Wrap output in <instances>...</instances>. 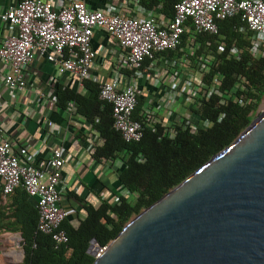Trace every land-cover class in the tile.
Instances as JSON below:
<instances>
[{"label": "built area", "instance_id": "2783aa9c", "mask_svg": "<svg viewBox=\"0 0 264 264\" xmlns=\"http://www.w3.org/2000/svg\"><path fill=\"white\" fill-rule=\"evenodd\" d=\"M138 13H125L119 6L92 8L87 0H18L0 13L6 34L0 39V115L26 93L30 104L16 109L31 116L43 101L55 102L54 87L68 76L82 87L86 79L98 84L100 100L112 107L113 126L126 142L139 141L146 129L162 127V135L175 138L180 130L196 133L206 130L212 120L197 113L202 101L217 98V104L229 102L244 107L252 101L245 77L237 75L233 85L223 87L224 76L209 75L214 57L197 54L198 36L219 35L218 22L238 16L237 31L248 35L246 50L253 59H264V0H179L173 14L166 17L160 6L148 9L134 0ZM95 30L104 31L113 40L114 60L110 73L98 72V55L93 47ZM173 55H165V52ZM243 48L221 42L217 53L239 60ZM41 58L53 65L46 82L33 90L29 84L31 64ZM49 89L52 93L49 94ZM143 99L138 117L133 116L138 99ZM69 113L76 115L70 104ZM19 115V116H20ZM77 116V115H76ZM224 113L218 114L217 120ZM12 118V117H11ZM9 120L0 118V179L5 198L21 187L34 201L38 213L37 230L49 234L59 246L68 241L60 225L67 213L62 205L67 193L63 178L66 162L62 147L50 150L43 165L33 164V155H20L8 134ZM79 132V130H77ZM90 148L102 139L89 127ZM127 153L102 161L105 174L125 166ZM141 160V159H139ZM120 193V192H119ZM122 194L131 193L124 191ZM117 202L114 193L101 199ZM22 239H20L21 241ZM106 248L98 247L93 258Z\"/></svg>", "mask_w": 264, "mask_h": 264}, {"label": "trees", "instance_id": "16d2710c", "mask_svg": "<svg viewBox=\"0 0 264 264\" xmlns=\"http://www.w3.org/2000/svg\"><path fill=\"white\" fill-rule=\"evenodd\" d=\"M178 1L140 0V3L148 9L160 6L159 12L171 17L173 6ZM240 24L239 17L233 16L218 22L219 35L197 37L201 46L196 53L207 52L214 57L209 75L221 73L224 88L233 85L235 76L245 77L251 89L247 95L252 98L251 103L244 107L231 102L217 104L215 97L202 101L197 113L212 120V125L206 130L196 133L180 130L171 139L162 135V127L157 126L156 130L146 129L139 141L126 142L114 128L112 107L100 100L96 82L86 79L81 88L60 81L56 83L55 107L67 110L73 104L76 115L102 139V143L91 152L95 161L113 160L122 153L129 155L125 166L117 172V182L123 191L134 194L135 198L129 200L126 195L115 191L112 193H117V202L109 198L93 204L79 198L83 202L85 216L71 222L66 215L60 228L66 232L68 241L55 246L49 234L37 230V209L25 190L17 187L4 198L0 179V233H19L23 241L21 264H92L94 258L87 253L91 239L100 246L107 245L134 216L220 152L249 125L264 97V59L250 56L246 50L248 35L237 31ZM221 42L225 43V50L230 45L243 48L240 59H227L225 53H217ZM164 54L174 53L167 51ZM142 102L143 99L139 98L133 113L135 118H139ZM221 112L224 116L217 120ZM80 134L77 135L79 139Z\"/></svg>", "mask_w": 264, "mask_h": 264}, {"label": "water", "instance_id": "95a60500", "mask_svg": "<svg viewBox=\"0 0 264 264\" xmlns=\"http://www.w3.org/2000/svg\"><path fill=\"white\" fill-rule=\"evenodd\" d=\"M98 247L91 239L87 253ZM92 264H264V112L134 216Z\"/></svg>", "mask_w": 264, "mask_h": 264}, {"label": "crops", "instance_id": "0c3cea01", "mask_svg": "<svg viewBox=\"0 0 264 264\" xmlns=\"http://www.w3.org/2000/svg\"><path fill=\"white\" fill-rule=\"evenodd\" d=\"M18 0H0V13L6 7L15 4ZM50 1V0H43ZM53 1V0H51ZM70 0H58L59 3H68ZM92 8L107 9L110 5L119 6L125 13L135 14L136 3L134 0H87ZM3 24L0 22V39L6 34ZM93 47L98 55V72L104 76L109 75L111 62L114 60L113 40L102 30H95L92 38ZM53 65L41 58H36L31 64L29 84L31 89L37 88L44 77L53 71ZM65 85L78 86V83L68 76L59 80ZM52 89H49L52 93ZM30 91L9 106L0 118L9 120L8 134L11 137L15 149L24 157L26 154L33 155V164L43 165L50 150L54 147H62L65 151L66 162L63 166V178L67 186V193L63 197L64 206L68 219L76 222L83 218L85 212L82 208L84 201L98 204L101 196H108L112 192L123 193L124 189L117 182L115 188L110 186L109 175L105 174L103 162L95 161L91 157L92 149L89 146V126L79 116H72L68 110L55 107L50 101H43L31 116H26L25 109L30 104ZM16 109L23 110L21 115ZM20 115V116H19ZM12 117V118H11ZM80 139L78 138L79 132ZM86 134V135H83ZM121 187L119 190L118 188ZM0 233V264H21L22 247L21 237L8 236V240L16 239L8 246Z\"/></svg>", "mask_w": 264, "mask_h": 264}, {"label": "rangeland", "instance_id": "374dc122", "mask_svg": "<svg viewBox=\"0 0 264 264\" xmlns=\"http://www.w3.org/2000/svg\"><path fill=\"white\" fill-rule=\"evenodd\" d=\"M44 79H45L44 82H46V80L48 79V75H46L44 77ZM263 112H264V97L262 98V100L260 101L258 107L256 108V110H255V112L253 114V118L252 119H255V118L259 117ZM109 176H110V177H108L109 178V182L111 183L110 186L112 184H114V186H111V187L112 188H115L116 174L115 173H112ZM120 188L121 187H119L118 190ZM127 197H128L129 200H134L135 195L134 194H129V195H127ZM1 233H2V237L1 238H4V240H6V243H8V246L11 245L13 242L16 241V239H11L9 241L8 240V236H15V237L20 236L19 233H12V232H1Z\"/></svg>", "mask_w": 264, "mask_h": 264}]
</instances>
